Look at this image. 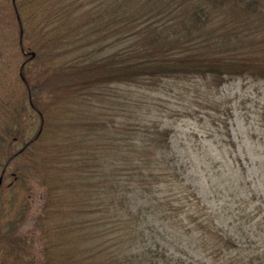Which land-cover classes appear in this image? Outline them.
Instances as JSON below:
<instances>
[{"label": "trees", "instance_id": "16d2710c", "mask_svg": "<svg viewBox=\"0 0 264 264\" xmlns=\"http://www.w3.org/2000/svg\"><path fill=\"white\" fill-rule=\"evenodd\" d=\"M38 1L12 3L19 31L24 27L20 16L33 19ZM100 2L101 8L91 9L94 23L81 22L79 28L67 27L64 33L63 23L50 26L47 20L39 21L35 31L50 33L43 43L56 51L45 53L48 61L42 64L41 81L31 84L29 72L24 73L28 67L22 68L21 80L28 92L53 80L57 86L48 90L49 97L29 100L30 110L39 113L40 133L23 143L22 149L9 151L12 144L22 140L19 118L16 128L7 135L0 133L8 141L1 151L4 159L10 161L24 154L34 175L43 178L48 224L43 233L42 258L37 263L264 264V218L254 222L247 212L242 217L246 219L230 228L217 221L214 214L200 218L190 211V207L200 206V199L185 181L183 166L170 143L171 130L163 126L162 120L146 118L151 106L127 97L121 88L155 86L157 90L166 80L176 82L188 77L217 82L230 76L264 79V0ZM77 8L82 7L79 4ZM64 9L67 12L66 6ZM10 18L6 10L0 12V25L7 19L9 24ZM80 39L83 44L78 46ZM126 39L130 43L124 49L83 59L92 52L96 54L97 50L89 47L94 40L101 45L102 41L110 42L115 48L116 43ZM60 52L72 56L66 60L64 56L62 64L55 65ZM95 85L109 87V106L124 110L106 125L102 119L93 121L90 116L98 113L92 104L94 98L89 96ZM58 92L72 98V107L77 98L80 109L60 108L58 112L54 100ZM55 110L60 113L58 120L68 119L69 126L85 117V128L88 126L91 132L83 133L82 125L76 132H71V127L68 132L51 129L53 138L46 145L48 126L57 120ZM22 122L24 127V118ZM109 129L113 130L99 142L95 130L103 133ZM41 143L42 151L38 148ZM246 195L243 192L241 197L247 203ZM58 200L60 208L55 209ZM69 203L71 208L65 211ZM10 235L0 234V248L9 246V255L19 245ZM190 250H195L198 257L188 254Z\"/></svg>", "mask_w": 264, "mask_h": 264}, {"label": "rangeland", "instance_id": "374dc122", "mask_svg": "<svg viewBox=\"0 0 264 264\" xmlns=\"http://www.w3.org/2000/svg\"><path fill=\"white\" fill-rule=\"evenodd\" d=\"M100 1L39 0L38 7L34 2L33 7L37 8L33 10L36 13L33 19H28L29 15L20 16L24 27L19 31L16 22L17 11L12 7L14 0H0V12L6 10L11 16L10 25L6 23L8 19L0 25V133L3 131L7 135L16 128L18 118L23 128L22 140L12 144L10 153L19 151L23 143L32 139L36 133H40L38 132L41 124L39 113L30 110L29 100L32 97H49L48 90H53L57 86L54 83H58L53 80L51 84L42 85L39 89L35 87L33 91L28 92L26 84L22 81L24 78L20 75L22 68L28 67L24 73L29 72L28 78L31 84H35L37 80L41 81L44 69L42 64L45 60L48 61V55L45 53L56 51L43 43L48 40L50 33L43 35L40 31L39 33L35 31L39 21L47 20L51 22L50 26L63 23L65 25L61 26V30L64 33L67 32V27L78 25L79 28L81 22L93 20L94 23L91 9L93 6L101 8ZM73 2L76 4L75 7L80 4L82 8H77L80 11L74 9ZM65 6L67 12H64ZM93 28L96 29V26L93 25ZM72 38L77 40L75 36ZM81 40L77 41L78 46L83 44ZM90 42L92 43V40ZM105 43L102 41L101 45L94 40L89 47L95 48L96 54L92 52L83 59L88 61L89 57L94 59L97 56H106L113 50L124 49L130 41L122 40L115 44V48H112L110 42ZM62 52L59 58L54 59L55 65L62 62L65 56ZM67 56L64 60L70 59L72 55ZM121 88L124 89L123 93L127 97L132 96L135 100L137 98L138 102L151 106L149 111L151 114L146 118L162 120L163 126L171 130L170 143L178 162L183 166L185 181L191 185L197 198L200 199V206L198 208L192 206L190 211L200 215V218L205 214H214L217 216V221L225 226L229 225L230 228H236L239 220L246 219L242 217L247 212H250L247 216H253V221L263 220L264 79L230 76L217 82L200 77H188L176 82L173 79L166 80L157 90L155 86L132 85ZM92 91L95 95L90 93L89 96L94 98L92 104L98 109V113L95 111L90 115L93 121L102 119L106 125L114 116L123 113V108H118L119 113H115L118 109L109 106L112 93L109 87L99 88V85H95ZM63 92H58L54 97L57 102L56 108H59L58 112L60 108L71 111L75 107L79 110L78 99H74L77 104L75 102V106L72 107L74 105L72 98ZM54 112L56 114L54 118L57 120L51 124L53 126H48L49 139L46 145L52 141L54 132L58 130L68 132L71 127V132H76L78 126L82 125L83 133L91 132L87 129L88 126L85 128L87 121L85 117L82 121H76L75 125L69 126L68 119L61 122L57 118L60 113L56 110ZM50 114L53 117L52 112ZM117 120L120 121L119 118ZM51 129L56 130L51 133ZM111 130L113 129L103 133L95 130L94 134L100 137L99 142H101ZM7 143V138H3L0 134V176L2 177L0 234H11L10 236H13L19 245L10 255L7 249L9 246L1 247L0 264H38L37 261L42 258L44 228L47 229L48 224L46 223L48 218L45 219L47 208L43 206V178L34 175L31 162L26 161L24 154L19 153L16 157L10 158V161L5 160V154L1 151H4ZM50 147L53 148L52 145ZM38 148L42 151L43 143ZM41 159L47 163L44 157ZM57 191L59 192V189ZM243 192L247 193L248 205L241 197ZM59 204L58 200L55 209L60 208ZM69 205L70 203L64 208L65 211L69 210ZM60 217L63 221L61 215ZM184 239L185 242L189 241V236ZM188 254L198 257L195 250H190ZM15 256L18 257V262Z\"/></svg>", "mask_w": 264, "mask_h": 264}, {"label": "water", "instance_id": "95a60500", "mask_svg": "<svg viewBox=\"0 0 264 264\" xmlns=\"http://www.w3.org/2000/svg\"><path fill=\"white\" fill-rule=\"evenodd\" d=\"M2 177L0 176V184H1Z\"/></svg>", "mask_w": 264, "mask_h": 264}]
</instances>
